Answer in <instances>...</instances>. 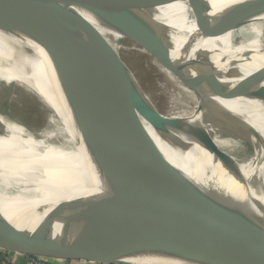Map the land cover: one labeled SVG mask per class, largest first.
Returning <instances> with one entry per match:
<instances>
[{"label":"water","instance_id":"95a60500","mask_svg":"<svg viewBox=\"0 0 264 264\" xmlns=\"http://www.w3.org/2000/svg\"><path fill=\"white\" fill-rule=\"evenodd\" d=\"M112 2L116 10L119 1ZM237 5L251 18H264L260 0L240 1ZM123 13L129 30L119 32L131 35L145 52L170 68L187 70L197 95V114L192 124L178 125L165 117L120 54L90 35L75 36L0 20V38L6 42L0 47V73L16 72L15 65L24 60L34 64L38 61L83 94L142 193L148 218L85 235L82 221L69 214L68 207L65 211L56 208L53 213L40 203L13 209L5 193L13 197L31 185L23 172L11 170L0 156V248L102 264H264V222L223 205L209 188L211 160L243 165L246 159L230 157L215 147L218 116L223 120L224 108L217 101L205 64L166 38L168 32L157 22L152 0H123ZM42 15V22L47 23V14ZM204 56L213 59L218 55L210 52ZM221 60L228 61L224 56ZM247 79V94L264 96V67L252 71ZM235 118L245 135L257 143L247 117L237 111ZM166 131L183 133L184 137L175 140ZM8 134L0 123V140ZM94 139L89 138V148L99 151ZM161 143L168 144L181 159L199 146L193 174L173 160ZM112 187L120 188L117 202L121 198L125 203L133 196L123 177ZM59 212L66 216H59Z\"/></svg>","mask_w":264,"mask_h":264},{"label":"bare ground","instance_id":"6f19581e","mask_svg":"<svg viewBox=\"0 0 264 264\" xmlns=\"http://www.w3.org/2000/svg\"><path fill=\"white\" fill-rule=\"evenodd\" d=\"M112 1L114 4L119 1L120 8L115 10ZM152 1L157 22L168 32L166 38L203 61L213 80L217 101L224 108L225 124L253 150L248 157H238L239 142L221 137L218 131L217 151L246 161L237 165L211 160L208 172L212 195L230 209L264 222V96L247 94V77L255 69L264 67V18L254 19L243 12L237 3L245 0ZM260 1L264 5V0ZM43 13L47 14V23L42 22ZM0 20L75 36L90 35L109 45L117 54L122 47L115 39V35H119L115 31L129 30L123 0H0ZM5 46L6 42L0 38V47ZM210 52L218 56L213 59L204 56ZM149 55L170 79L190 87L195 100L196 106L191 113L177 110L165 117L178 125L192 124L197 114V95L187 70L172 69ZM222 56L228 61L221 60ZM15 67L16 72L0 73V123L9 131L8 136L0 140V156L2 163L11 170L23 172L31 187L13 196L20 201L8 198L5 193L7 204L14 209L40 203L52 213L56 208L62 207L65 211L68 207L69 214L82 221L81 230L85 235L107 226L148 218L142 193L135 187L83 94L38 61L34 64L24 60ZM23 94L31 98L33 103L31 107L29 103V109L39 113L48 131H45L47 128L32 129L31 124L28 126L18 117L11 100ZM237 111L253 126L257 143H253L238 125ZM223 120L218 116L219 125ZM166 133L175 140L184 137L183 133ZM89 138L97 140L94 139V143L99 151L89 148ZM161 146L187 173L193 174L199 146H194L184 159L168 144L161 143ZM121 177L133 191V196L125 203H121V198L120 203L117 202L120 188H111ZM114 197V203L108 202ZM58 214L66 216L65 212Z\"/></svg>","mask_w":264,"mask_h":264},{"label":"rangeland","instance_id":"374dc122","mask_svg":"<svg viewBox=\"0 0 264 264\" xmlns=\"http://www.w3.org/2000/svg\"><path fill=\"white\" fill-rule=\"evenodd\" d=\"M115 33L119 34L115 35V39L118 42L119 46L122 47L119 51L121 58L130 67L133 73H137L135 74V76H138L137 78L139 83L147 92V94L152 97V101L156 105L157 109L164 115H171L174 112H177V110H184L191 113V111H193L196 106L192 90L183 82L170 79L166 74H164L161 71L157 61L148 53L143 51V48L136 42L131 41L132 39H130L128 36L122 34L119 31H115ZM31 102V98L26 94L19 95L16 99L11 100V104L15 107V110L17 112L15 113L25 124H31L30 126H28L32 129L47 128L45 131H48V127H46L44 121L41 120L39 113L35 110H32L31 112V110L29 109V107H31L33 103ZM35 109L37 110L36 106ZM219 131L221 137L228 139L231 138L239 142L241 147H239V149L236 151L238 157H248L253 154L251 146L243 142L241 140V137L233 133L226 124L222 125L221 123L219 125Z\"/></svg>","mask_w":264,"mask_h":264},{"label":"built area","instance_id":"2783aa9c","mask_svg":"<svg viewBox=\"0 0 264 264\" xmlns=\"http://www.w3.org/2000/svg\"><path fill=\"white\" fill-rule=\"evenodd\" d=\"M20 261H25L26 264H73L74 261H79L80 264H102L84 260L64 261L38 255L23 254L16 251H10L0 248V264H19Z\"/></svg>","mask_w":264,"mask_h":264},{"label":"crops","instance_id":"0c3cea01","mask_svg":"<svg viewBox=\"0 0 264 264\" xmlns=\"http://www.w3.org/2000/svg\"><path fill=\"white\" fill-rule=\"evenodd\" d=\"M19 264H26V262L25 261H20ZM73 264H80V262L79 261H74Z\"/></svg>","mask_w":264,"mask_h":264}]
</instances>
